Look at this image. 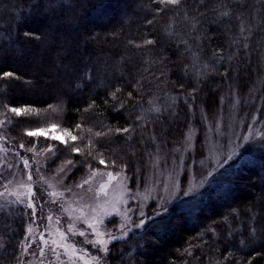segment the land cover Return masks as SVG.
<instances>
[{"label": "trees", "instance_id": "16d2710c", "mask_svg": "<svg viewBox=\"0 0 264 264\" xmlns=\"http://www.w3.org/2000/svg\"><path fill=\"white\" fill-rule=\"evenodd\" d=\"M263 41L264 0H184L178 8L158 0H0L6 134L31 142L35 137L26 130L57 125L77 135L73 143L84 149L69 152L66 136L67 144L57 143L60 156L69 153L78 165L103 158L131 172L149 134L164 142L180 139L195 98L214 109L228 79L245 92ZM11 42L23 59L5 51ZM11 107L38 114L15 116ZM262 145L230 160L207 187L128 239L112 243L108 264H147L142 257L154 260L148 264H264ZM89 146L93 155H87ZM24 213L0 228L6 230L0 264L23 258Z\"/></svg>", "mask_w": 264, "mask_h": 264}, {"label": "rangeland", "instance_id": "374dc122", "mask_svg": "<svg viewBox=\"0 0 264 264\" xmlns=\"http://www.w3.org/2000/svg\"><path fill=\"white\" fill-rule=\"evenodd\" d=\"M4 48L16 59H23L24 54L13 43ZM24 50L27 48L22 47ZM252 74L245 92L228 79L212 110L205 108L199 97L190 102L188 122L179 140L164 142L149 134L140 154L143 157L138 156L131 172L113 167L112 161L78 165L69 153L60 156L56 147L62 143L50 138L41 137L47 143L39 142V137L31 142H14L5 130L9 116L0 112V120L5 121L0 126V228L8 227L19 213L25 212L28 218L23 258L18 264H108L106 255L112 243L128 239L131 232L166 213L170 206L207 187L219 169L235 158L261 148L264 51ZM51 125L26 131L47 130ZM53 134L62 135L63 131L57 127L49 137ZM69 142L66 148L76 153L72 151L76 144ZM22 143L24 148L20 147ZM24 160L30 167L24 166ZM68 160L73 163L59 171ZM93 171L99 174L92 176ZM107 173H112L114 179L109 180ZM29 203L35 207L29 208ZM70 226L74 231H68ZM97 232L103 235L97 236ZM5 233L0 231L1 241ZM60 233L64 234L63 241ZM98 239L106 243H93ZM60 243L64 247H59ZM150 260L154 262L142 257L140 262L148 264Z\"/></svg>", "mask_w": 264, "mask_h": 264}, {"label": "snow or ice", "instance_id": "6c2138e0", "mask_svg": "<svg viewBox=\"0 0 264 264\" xmlns=\"http://www.w3.org/2000/svg\"><path fill=\"white\" fill-rule=\"evenodd\" d=\"M203 2H204V0H200V3L201 4H203ZM158 3L159 4H163L166 7L167 6H171L173 8H178V7H180L184 3V0H158ZM221 15L227 16V15H229V13L227 11H224V12L221 13ZM144 43L145 44H152L154 42L151 41V40H146ZM137 46L139 47L140 45H137ZM214 55H215V53H214ZM4 76L10 77V76H12V73H5ZM8 111H10L15 116L30 115L32 113L38 114L37 110H35V109L31 108V107H25V108L11 107V108L8 109ZM4 123H5L4 120H0V126H3ZM57 127H58L57 125H51V127L49 129H47V130L46 129H43V128H40V129H36L34 131H28L26 133V135H28L29 137H45V138H50L52 140L59 141L60 143H64V144H67L68 143V141H66L64 139L65 136H67L73 142L78 139L77 135L72 134V132H69L68 130H64L62 135H55V134H53V135H51L49 137V132L55 133ZM79 127L80 126L77 125V128H79ZM88 131L91 132V129H89ZM117 131H120V130H117ZM123 131L124 132H128L129 129H123ZM95 135L97 137H99V136L106 135V134L105 133H102V132H97V133H95ZM20 147L21 148H24L25 145L22 143V144H20ZM27 150L28 151H33L32 148H28ZM47 150L48 151H51V149H47ZM72 151H74V152H76V153L79 154V153L84 152V149H81L79 147L73 146ZM38 155H39V153H38ZM87 155H93V151H92V147L91 146L88 147ZM95 155L98 156V155H102V154L96 153ZM93 158H95V156ZM72 163H73V161H71V160L66 161L65 164L60 167L59 171H61V172L64 171V169L67 167V165H70ZM99 163L101 165H105L106 162H105V160L103 158H101V159H99ZM23 164H24L25 167H30L28 160H24L23 161ZM97 174H99V173H96L95 171H93V173L91 175L92 176H95ZM107 175H108L109 180L114 179L112 173H107ZM28 179L31 180V176H29ZM88 182H89L88 180H85L84 181V183H88ZM103 187L104 186H102V189H103ZM31 193H32L31 187H28L27 194L30 195ZM2 195H3V193H0V196H2ZM52 195H58V194L57 193H53ZM28 207L29 208H34L35 205L33 203H29L28 204ZM48 219L51 220L52 217H49ZM89 227L90 228L91 227H94V225L89 224ZM31 231L32 230L29 229V232L30 233H31ZM68 231H70V232L71 231H74L73 227L70 226L69 229H68ZM79 234L81 236H84L85 235L84 232H80ZM59 235H60L61 241H63L64 240V234L63 233H60ZM102 235H103L102 233L97 232V236H102ZM52 243L53 244H56L57 242L54 240V241H52ZM93 243H97V244L103 245L106 242L103 239H98L96 241H93ZM58 246L59 247H64V245L62 243H60ZM67 250H70V249H67Z\"/></svg>", "mask_w": 264, "mask_h": 264}]
</instances>
